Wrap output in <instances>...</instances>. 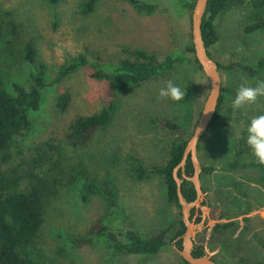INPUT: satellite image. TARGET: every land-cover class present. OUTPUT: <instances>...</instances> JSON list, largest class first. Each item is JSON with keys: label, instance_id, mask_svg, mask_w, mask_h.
<instances>
[{"label": "rangeland", "instance_id": "1", "mask_svg": "<svg viewBox=\"0 0 264 264\" xmlns=\"http://www.w3.org/2000/svg\"><path fill=\"white\" fill-rule=\"evenodd\" d=\"M83 1L50 5L47 0H0V77L6 90L12 92L13 84L28 89L39 65L45 67L48 84L39 109L29 114V129L0 154V167L16 170L21 187L33 182L42 186L43 223L27 252L41 264H182L174 250L179 239L173 238L180 208L168 203L163 177L151 171L166 163L174 142L192 133L208 92L199 66L175 64L118 94L107 79L93 76L91 66L49 84L78 57L116 65L132 59L126 51L141 50L162 60L191 46L190 17L169 0H159L152 13L138 11L128 0H98L87 15L80 12ZM255 23L264 24V0H230L213 22L218 41L208 49L220 65L224 101L218 121L198 148L207 211L205 229L193 239L222 264H264V183L246 143L251 118L264 114V97L235 112L228 107L241 85L254 87L264 80V28L246 32ZM27 44L35 50L33 63L24 58ZM259 63L254 72L242 68ZM170 80L186 92L184 100L159 97ZM63 94L69 96L64 109L57 104ZM110 102L115 110L109 126L89 145L71 149L65 139L70 123L98 114ZM162 121L178 129L165 128ZM134 159L148 172L141 179L133 174ZM88 183L107 184L114 191V205L99 194L82 202ZM229 223L234 227L222 233L210 229ZM102 225L114 235L162 232L167 246L151 256L116 253L97 228Z\"/></svg>", "mask_w": 264, "mask_h": 264}, {"label": "trees", "instance_id": "2", "mask_svg": "<svg viewBox=\"0 0 264 264\" xmlns=\"http://www.w3.org/2000/svg\"><path fill=\"white\" fill-rule=\"evenodd\" d=\"M60 1L61 0H47L50 5H56ZM128 1L133 4L138 11L142 10L147 13H152L160 4L159 0ZM229 1L230 0L208 1L206 14L201 26V33L205 47L211 58L212 56L208 49L218 41V35L213 22ZM97 2L98 0H84L81 4L80 12L84 15L90 14L94 10ZM194 2L195 0H169L171 7L183 10L186 18L190 17V11ZM263 28V23H255L247 27L246 32H254ZM126 52L132 59L123 60L116 65L89 63L83 57H78L73 63L61 68L54 81L50 83L49 86L61 82L66 77L77 73L86 66H91L94 70L93 76L97 79H107L114 93L118 94L130 88L140 86L157 75L171 70L175 64L193 63L198 65L194 57L192 45L175 51L162 60H158L156 56L141 50ZM24 58L28 63L34 62L35 50L31 44H27L24 47ZM216 64L220 69V65L217 62ZM233 66L241 67V65ZM44 68L43 65L38 66L36 72L31 77V86L28 89H25L19 84H13L12 92L10 93L6 90L3 80L0 77V154L9 149L15 136L29 129V114L39 109L42 91L48 86L44 77ZM242 68L246 71L254 72L261 68V63L255 67L242 66ZM222 92L223 89H221L217 111L210 126H214L220 117V111L224 101ZM68 102L69 96L67 94H63L57 100L58 106L62 109L66 107ZM114 110L115 102H110L109 105L98 114L80 117L71 122L65 135L69 147L74 150L75 148H82L89 145L94 136L104 131L109 126L113 118ZM188 114L189 113H187V115ZM161 125L170 130L178 129V125L169 121H162ZM187 139L188 137L186 139L180 138L178 141L174 142L166 163L162 167L154 168L151 171L163 177L167 201L177 208L180 207L176 196V185L172 178V170L181 159ZM1 161L7 162L8 159L5 158ZM134 162L137 164V168L133 171V174L141 179L148 172L142 168L141 163L137 159H134ZM39 165H41V159L37 161L36 168ZM252 165L256 166L254 163H252ZM257 167L261 172L260 180L264 183V168L259 165H257ZM192 173L193 169L188 159L185 174L191 176ZM30 177L35 178L38 183H40L35 174ZM178 177L181 178L180 173H178ZM21 181L22 177L16 170L6 171L0 167V264H41L29 256L27 249L37 237L43 223L42 186L41 184L38 185L37 182H33L32 185L26 184L27 186L21 187ZM97 194L104 196L111 206L114 205L115 194L107 184L100 187L93 183L86 184L81 194V200L82 202H86L89 196ZM182 194L187 201H193L195 199L193 186L186 180L182 182ZM201 205H204L203 201H201ZM179 215L181 216V214ZM180 216L175 222L176 226H178V230L173 237L174 239L179 238L185 230ZM200 219L201 211L199 206H196L191 211L190 221L192 223H198ZM234 225V223L214 225L210 227V229L215 233H222L226 230H230ZM97 228L110 238L113 243V251L116 253L128 256H151L158 255L167 246L165 235L162 232L151 237H142L133 230H127L119 235H114L103 225L97 226ZM175 244L178 249H181L180 240ZM192 254L195 257L206 255L216 263L222 264L211 258L206 250L202 246L197 245L195 241ZM181 261L182 264H187L182 259Z\"/></svg>", "mask_w": 264, "mask_h": 264}, {"label": "water", "instance_id": "3", "mask_svg": "<svg viewBox=\"0 0 264 264\" xmlns=\"http://www.w3.org/2000/svg\"><path fill=\"white\" fill-rule=\"evenodd\" d=\"M208 1L195 0L190 11L191 45L197 64L208 81V92L192 133L186 141L181 159L172 170V178L176 185V196L180 207L181 221L185 228L183 234L178 238L181 241V249L174 247V250L187 264H218L206 255L195 257L192 254L194 250L193 236L205 227L207 211V200L200 180L202 166L198 159V145L214 119L222 89L219 68L208 54L201 33V26L206 14ZM188 159L193 169L191 176L185 174ZM178 173L181 174V178L178 177ZM183 180L188 181L193 186L195 191V199L193 201H187L182 194ZM201 201L204 202V205H201ZM196 206L200 208L201 219L198 223H192L190 221L191 211Z\"/></svg>", "mask_w": 264, "mask_h": 264}, {"label": "clouds", "instance_id": "4", "mask_svg": "<svg viewBox=\"0 0 264 264\" xmlns=\"http://www.w3.org/2000/svg\"><path fill=\"white\" fill-rule=\"evenodd\" d=\"M185 94L186 92L171 80L158 93L161 99L177 103L184 100ZM261 97H264V80L258 81L254 87L241 85L228 107L235 112L255 104ZM246 143L251 150L254 162L264 166V114L251 118L247 127Z\"/></svg>", "mask_w": 264, "mask_h": 264}]
</instances>
